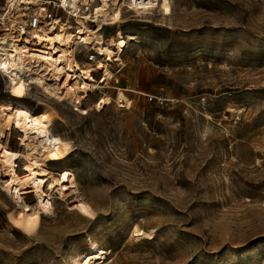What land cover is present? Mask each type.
Masks as SVG:
<instances>
[{
    "label": "rangeland",
    "instance_id": "374dc122",
    "mask_svg": "<svg viewBox=\"0 0 264 264\" xmlns=\"http://www.w3.org/2000/svg\"><path fill=\"white\" fill-rule=\"evenodd\" d=\"M170 2L164 18L123 6V21L104 25L105 42L132 35L123 53L110 47L104 111L93 108L98 90L81 103L88 114L46 99L70 150L47 162L44 189L69 166L95 215L56 192L54 216L26 237L9 226L0 193V264H264V0ZM75 53L105 68L93 47ZM34 93L0 78V101L31 107ZM134 225L154 237L135 242Z\"/></svg>",
    "mask_w": 264,
    "mask_h": 264
},
{
    "label": "bare ground",
    "instance_id": "6f19581e",
    "mask_svg": "<svg viewBox=\"0 0 264 264\" xmlns=\"http://www.w3.org/2000/svg\"><path fill=\"white\" fill-rule=\"evenodd\" d=\"M58 1L69 16L62 21L56 20L45 29L31 31L20 40L13 39L11 35L14 25L23 13L33 12L39 0H6L5 6L0 7L17 13L15 19L10 20L5 36L0 37V72L14 92L30 86L35 90L36 102L31 107L17 101H0V193L6 199L5 195L10 198L9 226L26 237L38 234L41 219L54 216L51 198L56 192L70 201V210L90 218L95 215L92 207L79 197L74 173L69 166H62L56 183L49 184L52 186L50 194L44 189L52 174L47 162L65 159L70 150L67 138L53 132L54 127L51 130L59 114L46 99L68 103L73 111L88 114L81 103H87L93 92L98 90L93 108L99 113L104 111L113 87L107 74L110 47L115 48L116 54H121L132 39V35L127 33L105 42L101 33L104 25L116 27L122 22L123 6L135 13L154 10L163 18L172 11L170 0ZM19 41L20 44L16 43ZM79 44L93 47L97 57H103L105 68L99 70L91 62L78 60L75 52ZM93 72L99 73V78H94ZM78 84L86 86L85 90L77 87ZM11 132L16 134L17 146L14 149L9 144ZM4 140L5 143H1ZM26 195L31 196L27 198L31 203L24 199ZM153 237V230H142L137 225L130 232V238L135 242ZM67 264L97 263L89 257H74Z\"/></svg>",
    "mask_w": 264,
    "mask_h": 264
},
{
    "label": "built area",
    "instance_id": "2783aa9c",
    "mask_svg": "<svg viewBox=\"0 0 264 264\" xmlns=\"http://www.w3.org/2000/svg\"><path fill=\"white\" fill-rule=\"evenodd\" d=\"M5 2L6 0H4L3 6H5ZM25 12L27 13L28 11L26 10ZM16 16L17 13H11L7 7L5 10L0 9V37L5 36L7 28L11 25L10 20L12 18L15 19ZM67 16H69L68 13L61 7L58 0H39L38 5L33 12H30L27 15H24L23 13L20 20L14 25L11 35L13 36V39H23L24 37H27L31 31L50 27L56 20L62 21ZM16 43L20 44V41ZM1 51L0 45V52ZM0 78L3 80V74L1 72Z\"/></svg>",
    "mask_w": 264,
    "mask_h": 264
}]
</instances>
